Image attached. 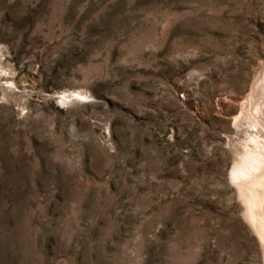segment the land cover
<instances>
[{
	"label": "rangeland",
	"instance_id": "obj_1",
	"mask_svg": "<svg viewBox=\"0 0 264 264\" xmlns=\"http://www.w3.org/2000/svg\"><path fill=\"white\" fill-rule=\"evenodd\" d=\"M250 133L264 0H0V264H264Z\"/></svg>",
	"mask_w": 264,
	"mask_h": 264
},
{
	"label": "bare ground",
	"instance_id": "obj_2",
	"mask_svg": "<svg viewBox=\"0 0 264 264\" xmlns=\"http://www.w3.org/2000/svg\"><path fill=\"white\" fill-rule=\"evenodd\" d=\"M66 97L63 95L62 98ZM246 140L229 176L244 204V217L259 239L264 262V143L252 133Z\"/></svg>",
	"mask_w": 264,
	"mask_h": 264
}]
</instances>
